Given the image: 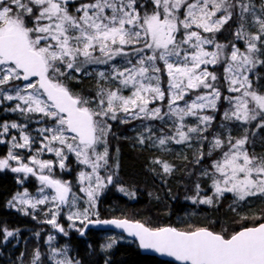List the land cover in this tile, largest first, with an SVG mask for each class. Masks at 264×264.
<instances>
[{
    "label": "snow or ice",
    "instance_id": "obj_1",
    "mask_svg": "<svg viewBox=\"0 0 264 264\" xmlns=\"http://www.w3.org/2000/svg\"><path fill=\"white\" fill-rule=\"evenodd\" d=\"M229 21L239 25L235 40L245 42L243 51L235 42L216 41V34ZM246 24L256 30L246 32ZM210 45L214 50H208ZM259 56H264V4L257 14L252 0H91L74 12L69 10V0H0V102L17 101L10 111L26 120L28 114H42V122L49 124L38 129L40 146L26 158L19 150H32L37 137L28 133L26 124L0 123V144L10 143L0 158V170L30 174L41 184L39 198L25 191L14 200L27 206L25 214L51 203L52 218L46 222L65 235L57 222L62 206L70 210V226L76 221L85 228L88 224L115 225L137 237L141 248L166 253L183 264H264V215L255 217L253 226L229 234L209 227L182 230L128 219L101 220L94 212L98 193L113 183L115 175L110 164V120L172 121L174 135L158 137L159 145L190 141L192 133L206 132L215 119L201 114L205 109L215 110L221 99L220 77L209 71L213 65L223 68L227 90L237 94L224 97L231 105L224 119L249 122L259 118L257 126L264 128V89L254 88L248 75L257 65L264 66ZM99 65L104 70L97 71L94 66ZM74 73L95 75L94 95L84 96L69 87ZM165 101L167 111H163ZM186 117H196L199 123L187 127ZM11 129L19 130V136L11 135ZM146 131L151 139L152 128ZM6 136H11L10 142ZM144 142L141 135L140 143ZM246 145L247 135L227 140L217 136L207 153L200 152L197 163L219 150L202 173L212 180L214 195L232 193L239 201L264 198V154L257 155ZM45 152L54 153L56 160L40 159ZM68 154L90 168L80 171L76 182L53 176L57 164L65 169ZM154 163L161 164L164 173L172 171L167 162ZM46 189L53 191L45 194ZM199 191L197 185V196ZM78 192L86 196L88 206L83 209L79 202L84 197ZM198 202L212 204L213 197ZM5 232V239L13 235ZM115 242L112 238L104 247L112 248ZM58 252L52 249L54 256ZM63 255L55 264H80L66 250ZM33 264H43L39 250Z\"/></svg>",
    "mask_w": 264,
    "mask_h": 264
},
{
    "label": "trees",
    "instance_id": "obj_2",
    "mask_svg": "<svg viewBox=\"0 0 264 264\" xmlns=\"http://www.w3.org/2000/svg\"><path fill=\"white\" fill-rule=\"evenodd\" d=\"M90 2L91 0L69 1V10L74 12L81 4ZM261 59H264V56H261ZM209 71H216L220 77L221 99L217 102L215 110H208L215 119L203 135L209 137L211 134L224 140L228 137L239 139L247 135L246 147L257 155L264 154V128L257 126L260 123L259 118L245 123L234 119L225 120L224 109L228 101L224 97L233 96L235 93L227 90L222 67L210 65ZM73 76L75 78L68 81V84L74 92L84 96L95 94L97 79L94 76L76 73ZM251 79L254 88L258 91L264 89V66L257 65ZM164 83L166 85V80ZM12 106V103L0 105V122H25V116L19 112L7 111ZM139 121H109L112 125L108 137L110 164L113 165L115 175L113 183L104 188L98 199L99 219L127 218L145 223L149 227L171 226L182 230L209 227L215 232L227 231L231 234L242 227L253 226L256 222L254 218L264 215V202L256 203L258 205L253 208L256 210L254 214L243 216L237 212L230 193L223 196L214 195L212 180L202 173L210 166L212 160L216 159L219 151L214 152L212 157L205 156L201 163L196 162L200 152L207 153L210 148L208 138L203 139L199 146L177 144L175 141H169L164 146L153 145V140L158 141L157 138L161 137V125L159 120H148L144 125L145 130L151 127L153 135L148 139L149 133L146 131L147 142L144 146H139L136 143L138 135L135 128ZM153 123L156 125L153 126ZM6 149V144H0V157L7 153ZM156 160L170 164L172 171L164 173L162 165L154 163ZM65 164L66 169L53 170L54 176L73 181L79 170L78 165L73 156H69ZM35 181L34 176L30 175L29 179L20 185L16 174L10 169L0 171V264H20V260L32 246L38 247L39 250L44 247L48 225L39 222L29 213L14 210L8 205L10 198L19 189L25 188L28 192L35 190ZM197 185L200 186L199 196ZM121 188L124 191H120ZM206 196L213 197L212 204L198 202ZM245 217L247 219H244ZM60 221L62 222L61 219ZM5 230L13 232L7 240L4 238ZM98 232L101 231L90 228L83 236H78L79 231H70L67 238H63L61 234L59 241L64 240L62 242L67 245V255L80 264H174L142 254L136 243L131 240L117 242L108 251H102V240Z\"/></svg>",
    "mask_w": 264,
    "mask_h": 264
},
{
    "label": "rangeland",
    "instance_id": "obj_3",
    "mask_svg": "<svg viewBox=\"0 0 264 264\" xmlns=\"http://www.w3.org/2000/svg\"><path fill=\"white\" fill-rule=\"evenodd\" d=\"M69 1H72V0H69ZM252 3L255 5L257 14H259L261 1L260 0H252ZM78 7H80V6H78ZM248 19L251 22L252 17H248ZM238 26H239L238 23H233L232 21H229V24L225 25L224 28L221 30V32L216 34V41L218 43H220V44H226V45L229 44L230 42H235L237 47H239L241 49V51H243L244 48H245V42L243 40H239V41L235 40V32H236ZM255 30H256V26H254V25L250 26V24H246L245 25V31L246 32H253ZM205 35H207V34H205ZM207 47H208V50H210V51L214 50V46L210 45V46H207ZM226 51H228V50H226ZM259 59H261V56H259ZM117 62H119V61H117ZM94 67H95V69L97 71L104 70V66L103 65L94 66ZM256 68H257V66H256ZM255 69H254V71H255ZM89 72H92V68H89ZM252 73L248 74L250 76V78H251V74ZM92 76L95 77L94 74ZM225 82L227 83L226 80H225ZM12 83L14 84L16 82H12ZM22 86L23 85H21V87ZM105 86L107 87L108 85L106 84ZM111 86L115 87L116 85L113 84ZM227 86H228V84H227ZM10 94L14 95L15 93L12 92ZM125 94H128L127 91L125 92ZM234 95H237V94L235 93ZM8 103H12L13 104L12 107L7 109L8 112H12L9 109L15 107V104L17 103V101H3V102H0V105L8 104ZM180 103H181V106H183V102H180ZM166 104H167V101L164 104L163 111H167ZM208 110H213V109H205V110H203V112L201 114H206V115L213 116L211 113L208 112ZM230 110H231V105L229 104V102H227L226 107L224 109V112L225 111H230ZM3 122H8V123L16 122V123H19V124H26L28 133L30 135H32L33 137H37V143L33 146L32 150H28V149L19 150L20 154L22 156L26 157V158L30 157L32 154H34V151L36 149H38L39 146H40L39 145V137H38V129H40L42 127L49 126L48 123L42 122V114H38V113L29 114L28 115V120H26V118H25V122L12 120V121H2L0 123H3ZM146 122H148V120H140L138 122V126L137 127L135 126V128L137 129V135H138V137L136 138V143L139 146H144V144H146V142H147V140H146L147 133H146L145 126H144ZM184 123L186 124L187 127H196L197 124L199 123V121L197 120L196 117H186ZM159 124L161 125L160 126L161 129H163L161 136H166V134H169V133L171 134V136L174 135L175 126L172 124V121H168L167 123H163V122L159 121ZM152 125L155 126L156 124L153 123ZM186 130H187V128H185V131ZM10 133H11V135H16L17 137L19 136V130H17V129H11ZM203 134H204V132L203 133H199V134L192 133L191 134L192 139L190 141L184 142V143L186 145L187 144H192L193 146H199V144L203 142V138L202 137H205V135H203ZM141 135H143L145 137L146 141L144 143H140ZM206 138L209 139L208 140V142H209L208 144L211 147V142L216 137L213 136V135L211 136V134H210L209 137H206ZM4 139L6 141L10 142L11 136H6V137H4ZM156 144H159L158 141L153 140V145H156ZM6 145H7V149L6 150L8 151V148L10 147V143H7ZM218 151L219 150H217V152ZM4 156H1L0 158H3ZM69 156H73L74 162L78 165V168H79V170L77 172V175H76V178L72 181V182H76L78 173L80 171H82V170L90 171V168H89V166H85V165L79 164L78 161H77V158H76V156L74 154H68V157ZM39 158L43 159V160H54V161L56 160V157H55L54 153H47V152L43 153ZM25 162H27V159H25ZM65 163H66V161H65ZM12 166L13 167L16 166L15 162H12ZM55 168L60 169L58 167V164H57L56 167H54V169ZM65 169H66V167H65ZM4 170H0V171L4 172ZM15 174H16V179H17L18 182L20 180H23V183L19 182L20 185L24 184V182H26L29 179V176H30V174L27 177H25L24 174H22V173H15ZM45 174H47V171H45ZM101 174L102 175L105 174L103 172V170L101 171ZM53 176H54V171H53ZM34 178L36 180L35 181V184H36L35 190H33L32 192H28L25 188L19 189L17 192H15L13 194V196L8 201V205H9L10 208H12L14 210H19L20 212H24L23 208L27 207V206L20 205L18 200H14V197H16L18 193L22 194L25 191H27V193L29 194L30 197L39 198L40 193L38 192V189L41 187V184H40L39 180L35 176H34ZM54 178H57V177L54 176ZM66 181H71V180H66ZM75 190L76 189H74V191ZM103 190L104 189H102L98 193V198H97V201H96V206H95L94 212H98V199L101 196V194L103 193ZM52 191H53L52 189H46L45 190V194H51ZM77 194L79 196L84 197V200L79 202L80 208L83 209L84 207H87L88 205H87V202H86L85 194L84 193H79V192ZM230 194L232 196V201H233L234 206L237 207L236 208L237 212L240 213V215H243V216H245L248 213H253L254 214L256 212V210H254L253 208L257 207V205H258V204L256 205V203L264 202V198H260V197H251V198H246L245 201H239L238 198H236L234 196V194H232V193H230ZM10 201L12 202L11 204L9 203ZM251 204H253V205H251ZM52 207H53V205L51 203H48L46 205L38 206L37 209H29L28 213L33 218L37 219L39 222H45L48 225V232L46 233L45 240L43 242L44 247H42V249L39 250L38 247L32 246L27 251V253L24 254L23 258L20 260V264H33L34 253H35L36 250H39V252L41 253V260L43 261V264H55L56 259H63L64 258L63 253L65 252V250H66V255H67V245L62 242L64 240L59 241L60 240L59 236L62 234L63 238H67L68 234H70L69 233L70 231H77L78 232V231H80L82 229L81 228L82 224L79 221L75 222V226L74 227L70 226L72 224V221H69L67 219V215L69 214L70 210L66 206H62V212L58 216L57 222H58V224L60 226H62L65 229V232L67 233V235H65L64 233L60 232L53 225L48 224L46 221L52 218L51 214L48 213V209L52 208ZM72 210H74V209H72ZM90 218H95V215H92ZM60 219L62 220V222L60 221ZM98 235L100 236V238L102 240L101 250L105 251V252L108 251L110 248H106V247H104V245H106L107 243L111 242L112 238H115V241H116L115 243L129 241V239L126 238L124 235L118 234V233H114V232H108V231L107 232H98ZM50 236L52 237L51 240H49ZM9 238L10 237H8L7 239H9ZM54 248L59 250V252L55 256L52 253V249H54Z\"/></svg>",
    "mask_w": 264,
    "mask_h": 264
},
{
    "label": "water",
    "instance_id": "obj_4",
    "mask_svg": "<svg viewBox=\"0 0 264 264\" xmlns=\"http://www.w3.org/2000/svg\"><path fill=\"white\" fill-rule=\"evenodd\" d=\"M260 1H261V4H264V0H260ZM91 219H95V218H91ZM111 219H127V218H115V217L101 218V220H111ZM128 220H130V219H128ZM131 221H134V220H131ZM164 227H166V226H164ZM90 228H92L94 230L101 231V232H107L108 231V232H114V233L122 234L126 238H128L129 240L135 242L137 247L139 248L140 252L144 255L154 256V257H157V258L164 260V261L173 262L174 264H183V262L176 260L175 257L169 256L166 253L156 252L153 249L141 248L139 246V241H138L137 237L130 235L124 229L117 228L115 225H111V224H88V226L86 228L83 226V228L78 233V236H83L84 233Z\"/></svg>",
    "mask_w": 264,
    "mask_h": 264
}]
</instances>
